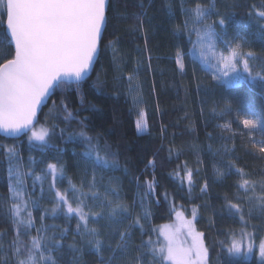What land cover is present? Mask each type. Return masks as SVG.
Returning <instances> with one entry per match:
<instances>
[{
  "label": "snow or ice",
  "instance_id": "obj_1",
  "mask_svg": "<svg viewBox=\"0 0 264 264\" xmlns=\"http://www.w3.org/2000/svg\"><path fill=\"white\" fill-rule=\"evenodd\" d=\"M154 2L149 0V5ZM217 2L191 0L189 4V0H181L179 22L171 30L177 40L174 56L170 57L174 71L181 78L190 76L197 93L207 92L206 79L229 89L264 88V52L252 51L246 34L247 27L255 25L257 34L264 38V4L247 5L248 23L237 24L229 33L233 14H222ZM140 7L141 11L133 15L134 30L144 34V47L137 46L134 66L125 71L128 61L115 55L112 40L106 42L112 19L110 0H0V23L5 27L10 49L0 52V132L16 141L26 137L29 149L40 153L39 159L30 156L25 164L19 144L0 143L8 192L0 204V219L9 225L0 233V264H87L86 256L94 257L95 264H211L205 233L197 229V208H192L190 218L175 211L177 223L173 226L146 227L152 205L160 202L154 175L150 181L133 177L136 194L131 203L126 202L122 176L117 173L126 176L128 169L101 133L90 134L89 117L79 116L80 112L97 111L96 104L85 105L84 85L100 95L111 87L115 95L130 98L138 114L135 129L147 132L145 111L139 108L145 103L140 73H145L146 79L153 71L144 30L152 17L143 5ZM162 10L169 22L177 19L171 4H162ZM106 48L114 53L111 82L108 71L96 67ZM150 90L155 94L154 80ZM70 95L79 99L75 110H69L66 103ZM260 95L264 100V92ZM234 111L233 120L241 130L235 132L231 123L217 125L231 133L222 134V138L234 141L239 135L248 155L264 161V104L254 111L241 97L235 108L231 100L225 99L218 111L212 109L218 117ZM73 121L76 128L72 127ZM54 141L80 147V151L72 150L80 167L76 174L79 185L60 160L66 147ZM208 151L212 153L211 145ZM212 154L215 157L220 153L217 150ZM155 155L148 161L153 172ZM238 159L235 145H225L218 162L222 167L213 164L217 179L236 177L231 185L234 191L223 197L222 212L239 227L227 229L219 244L230 256L248 257L258 248L260 264H264V237L258 245L255 243L258 225L253 223L264 220V168L247 164L239 167ZM37 165L42 167L37 170ZM205 165L201 153L195 169L188 168L186 162L178 166L183 168V176L177 174L181 185L186 183L191 191L194 176ZM64 183L67 187L61 189L58 185ZM208 188L205 177L200 191L207 192ZM162 195L164 200L169 199L168 192ZM45 200L51 208L42 203ZM172 208L176 209L174 201ZM56 219H63L64 225L48 222ZM137 233L139 243L134 242Z\"/></svg>",
  "mask_w": 264,
  "mask_h": 264
},
{
  "label": "trees",
  "instance_id": "obj_2",
  "mask_svg": "<svg viewBox=\"0 0 264 264\" xmlns=\"http://www.w3.org/2000/svg\"><path fill=\"white\" fill-rule=\"evenodd\" d=\"M190 2L191 0H189V4ZM205 2L212 3L213 0H205ZM110 4L112 19L109 32L106 34V42L112 40L115 44V55L128 61L125 71H129L134 66L138 57L137 46L144 47V34L134 30L136 21L133 15L139 13L140 6L143 5L147 15L152 17L151 23L144 25V30L148 37V48L151 50L153 71L147 74L146 79L145 73H140L142 96L145 103L140 104L139 108H143L145 111V119L148 123L147 132L138 133L136 131L137 109L131 105L130 98L126 99L122 95H115L116 90L111 87L106 90V94L100 95L90 89L87 84L84 85L87 94L85 105L89 102L94 103L97 105V111L79 113L81 117H89L90 134L101 133L104 139L113 146V150L118 152L121 165L128 169L126 176L117 173L122 176L126 193L124 199L131 203L132 197L136 194V183L133 177H141V179L150 181L154 175L160 202L152 205L151 219L146 227L172 226L176 220L175 211H182L186 217L190 218L192 208L195 206L197 208V229L205 233L206 243L210 246L211 251V264H260L259 258L255 256L251 258L230 256L219 244V240L225 238L224 233L227 229L239 227L238 223L222 212L223 197L234 191L231 185L236 177L217 179L213 164L216 163L217 167H222L218 162L221 160L225 145L228 148H233L235 145V153L239 157L236 162L239 167H244L247 164L255 168H264V161L256 160L248 155L239 135L234 141L222 138V134L231 136V133L222 131L217 125L231 123L235 132L239 133L241 130V126L233 120L236 115L235 111L231 115L225 114L218 117L213 114L212 109L215 107L218 111L225 99L231 100L235 108L238 106L239 99L245 97L252 109L258 111L264 104L260 95L264 92V88L257 85L251 91L245 86L229 89L222 84L206 79L207 92L197 93L195 83L190 82V76L181 78L179 73L174 71V60L170 57L174 56L177 40L171 30L174 23L179 22L181 0H155L152 6L149 5V0H110ZM162 4L172 5L176 20L172 22L167 20V13L162 10ZM233 4H236L237 7H232ZM251 4L259 6L264 4V0H218L216 6L222 14H233L234 23L229 28V33L235 29L237 24L243 26L248 23L245 13L248 11L247 5ZM120 17H124V19ZM257 33L258 29L255 25H249L246 29L248 39L251 41V50L259 54L264 52V38H261ZM7 45L6 30L0 23V52L10 51ZM185 47L188 45L185 44ZM113 55L112 48L103 49L96 66L98 71H108L109 82L114 75L112 70ZM2 62L0 60V63ZM116 62L123 63L124 61L117 60ZM92 78L95 79V74ZM153 80L156 85L155 94H151L150 90ZM57 98L53 97V99ZM66 103L69 110H75L79 106V99L70 95ZM50 104L51 102H49ZM201 108H203V114H201ZM72 127H77L74 121ZM209 133H211V138H209ZM54 142L60 147H66L67 151L60 160L66 165L68 175L73 177V181L79 185L76 174L80 171V167H77L78 158L72 155V150L80 151V147L73 143L64 145L60 141ZM0 143L19 144L25 164L30 156L40 158L38 150L29 149L26 137H22L21 141H16L14 138H6L0 134ZM209 145H211L212 153L219 150L220 154L214 157L212 153H209ZM169 149H172L171 155ZM201 153H204L206 165L194 176L195 183L189 191L186 183L183 185L180 183L177 174L183 176V168L178 166H182L186 162L188 168L195 169L197 158ZM153 154H156L154 172L153 166L148 164ZM51 158V154H48V159ZM36 167L39 170L42 165ZM205 177L209 181V188L207 192H201L200 188ZM28 182L31 184V178ZM46 185L47 181H45ZM58 186L63 189L67 187V184ZM164 192L169 193L168 200H164L162 195ZM6 195H8L6 164L0 159V204L3 203ZM173 201L176 204L175 210L172 208ZM42 203L49 208L52 206L47 200ZM48 222L64 225L63 219L49 220ZM253 223L258 225L255 237V243L258 244L260 238L264 237V220H254ZM74 225L75 222L72 221V226L74 227ZM8 228L9 225L0 219V233ZM138 237L139 233H137L135 243H139ZM153 239H155V234H153ZM214 241L216 243H213ZM85 260L87 264H95L94 257L86 256Z\"/></svg>",
  "mask_w": 264,
  "mask_h": 264
},
{
  "label": "rangeland",
  "instance_id": "obj_3",
  "mask_svg": "<svg viewBox=\"0 0 264 264\" xmlns=\"http://www.w3.org/2000/svg\"><path fill=\"white\" fill-rule=\"evenodd\" d=\"M176 223H177V221L175 220V222H174V224H172V226L175 225ZM256 244H257V243H256ZM258 244H259V243H258ZM258 244H257V245H258ZM254 256H255V257H258V248L254 250V252H253L252 255H250V256H248V257H246V258H251V257H254ZM238 257H239V256H238ZM243 257H244V256H243ZM258 258H259V257H258Z\"/></svg>",
  "mask_w": 264,
  "mask_h": 264
},
{
  "label": "water",
  "instance_id": "obj_4",
  "mask_svg": "<svg viewBox=\"0 0 264 264\" xmlns=\"http://www.w3.org/2000/svg\"><path fill=\"white\" fill-rule=\"evenodd\" d=\"M0 134L3 136L4 134L2 132H0ZM5 137V136H4ZM6 138H12V137H6Z\"/></svg>",
  "mask_w": 264,
  "mask_h": 264
}]
</instances>
